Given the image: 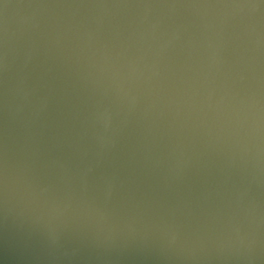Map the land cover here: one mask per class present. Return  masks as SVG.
<instances>
[{
	"label": "water",
	"instance_id": "95a60500",
	"mask_svg": "<svg viewBox=\"0 0 264 264\" xmlns=\"http://www.w3.org/2000/svg\"><path fill=\"white\" fill-rule=\"evenodd\" d=\"M0 264H264V0H0Z\"/></svg>",
	"mask_w": 264,
	"mask_h": 264
}]
</instances>
